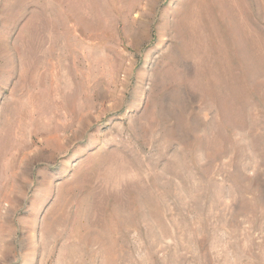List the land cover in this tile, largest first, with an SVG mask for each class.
Here are the masks:
<instances>
[{
  "label": "rangeland",
  "instance_id": "1",
  "mask_svg": "<svg viewBox=\"0 0 264 264\" xmlns=\"http://www.w3.org/2000/svg\"><path fill=\"white\" fill-rule=\"evenodd\" d=\"M0 264H264V0H0Z\"/></svg>",
  "mask_w": 264,
  "mask_h": 264
}]
</instances>
